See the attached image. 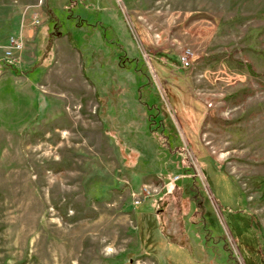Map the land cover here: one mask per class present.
Instances as JSON below:
<instances>
[{
	"label": "rangeland",
	"instance_id": "1",
	"mask_svg": "<svg viewBox=\"0 0 264 264\" xmlns=\"http://www.w3.org/2000/svg\"><path fill=\"white\" fill-rule=\"evenodd\" d=\"M0 70V264H264V0H0Z\"/></svg>",
	"mask_w": 264,
	"mask_h": 264
},
{
	"label": "built area",
	"instance_id": "2",
	"mask_svg": "<svg viewBox=\"0 0 264 264\" xmlns=\"http://www.w3.org/2000/svg\"><path fill=\"white\" fill-rule=\"evenodd\" d=\"M23 16H24V13H23ZM39 23L40 22L38 20L37 13L36 12L32 13L31 25L36 26ZM25 39L26 38H25V35L21 27L18 34L16 36H12L9 39L8 45L4 47V58L13 63L20 62V53L23 50ZM189 57H190V52L188 50L184 54L181 55L180 67L182 69H187L189 67L190 65ZM199 178L203 182L202 176H200ZM177 179L178 177L176 176L173 178V181ZM159 191L160 189L156 191V187L153 185H143L137 193H134L132 195L133 205L134 206L140 205L141 203L145 202L150 197L155 196L157 193H159Z\"/></svg>",
	"mask_w": 264,
	"mask_h": 264
},
{
	"label": "trees",
	"instance_id": "3",
	"mask_svg": "<svg viewBox=\"0 0 264 264\" xmlns=\"http://www.w3.org/2000/svg\"><path fill=\"white\" fill-rule=\"evenodd\" d=\"M46 1V0H45ZM69 2V1H68ZM72 5H70L69 7H71ZM45 12H46V14L48 15V17L51 19V20H53V25H57V18H56V16L54 15V10H53V8H51V7H49V6H47V4L45 5ZM55 25V26H56ZM52 44H50L49 43V47L51 46ZM2 67H4L6 70H10L11 72H15V73H19V71L16 69V68H14V67H12V65H3ZM1 71V70H0ZM1 73V72H0ZM3 73V72H2ZM185 111H186V109H184ZM188 111H189V109H187ZM183 112V111H182ZM181 112V113H182ZM153 131H151V133H152ZM153 136L155 137V139H156V141L158 142V144L162 147V149H166L167 150V152H169L171 155H177V154H179L180 155V160L181 161H183V163L185 164L186 163V160H187V153H186V149H184V148H179V147H176V148H171L169 145H168V143H167V136H165L163 133H161V134H155V132L153 133ZM182 157V158H181ZM183 166H186V167H188V165H183ZM183 170H184V167H183ZM186 170V169H185ZM184 170V171H185ZM175 176H178V175H175ZM194 181L195 180H193V179H191V184H190V186H189V189H190V192H191V197H193V199H195V198H198L199 197V195H201V192H202V190L200 189V190H198L197 189V187L195 186V183H194ZM200 187V186H199ZM201 197H202V195H201ZM201 203V201L200 202H197V204L199 205ZM203 208H204V205H203ZM203 215H204V213L202 214V221L201 222H203L204 221V219H203ZM204 224H206V223H204ZM159 231V233L161 234V236H163L164 238H167V236H165L164 235V232H163V230H162V228H161V226L159 225V227L156 229V230H154L155 231V233H156V235H158L157 234V232L156 231ZM153 231V232H154ZM152 236H154V233H152L151 234ZM151 241V240H150ZM168 242V241H167ZM151 245V244H150ZM181 246H183L184 247V249H186V251H190L189 253H192L193 255H194V251H193V248L191 249L190 248V246L188 247V246H186V244H183V245H181Z\"/></svg>",
	"mask_w": 264,
	"mask_h": 264
}]
</instances>
